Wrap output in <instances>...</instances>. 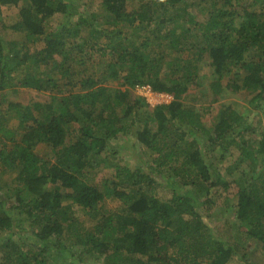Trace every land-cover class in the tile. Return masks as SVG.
Listing matches in <instances>:
<instances>
[{
	"label": "trees",
	"instance_id": "trees-1",
	"mask_svg": "<svg viewBox=\"0 0 264 264\" xmlns=\"http://www.w3.org/2000/svg\"><path fill=\"white\" fill-rule=\"evenodd\" d=\"M191 1L0 0V93L49 94L0 104V264H264V0ZM243 92L252 118L210 105ZM126 136L150 171L110 161Z\"/></svg>",
	"mask_w": 264,
	"mask_h": 264
},
{
	"label": "rangeland",
	"instance_id": "rangeland-1",
	"mask_svg": "<svg viewBox=\"0 0 264 264\" xmlns=\"http://www.w3.org/2000/svg\"><path fill=\"white\" fill-rule=\"evenodd\" d=\"M82 3H87V0H81L80 2ZM192 1L189 0L188 4L191 5V7L188 9L189 11H192V14L195 16V21L196 22H201L205 19V16H203L202 14H206L207 12V8L205 9L204 4H199L196 7L192 6ZM17 14V10L16 9H7V8H3L2 9V16L3 19H5L6 24L11 25L15 20V16ZM62 20L61 16L58 18H55V22H60ZM53 21V22H54ZM1 31V28H0ZM4 34V33H3ZM7 39L10 41H21V38H19V36L13 32H9ZM40 45H37L35 47V49H40ZM113 88H120L118 82L112 84ZM133 94L138 96V97H142L145 99V101L151 106H155L161 103H165L170 101V98L164 97V96H159L156 93H147L144 90H139L136 89L133 91ZM193 94L195 97L186 98L185 102H191L196 104L197 106L200 105V103H197L195 100L196 99H200V96L198 94L197 90H192L190 91V95ZM250 98V96L248 94H246L245 92L243 93H239L237 95H229V96H225L224 98H221V100L216 103V104H210L213 107L216 108H220V106H223V104H228L231 105L233 108L242 111L245 113V117L247 118H252L251 115L247 110V101ZM49 102V94L47 93H42V92H37L34 90H30V89H23V88H14L11 90H6L4 92L0 93V104L2 105L1 109H5L8 103H16V104H21L23 106H44L46 103ZM202 103L204 105L206 101H202ZM214 112V111H213ZM211 113V116L208 115L207 118L210 117L213 118ZM208 122V121H207ZM209 124V122H208ZM10 125H15L13 123H11ZM129 143H133L130 136H126L124 138H122V140L120 141L119 146H124V149H121L118 151V153L116 155H114V157L110 158V161L114 162L115 164H118L119 166H128L130 168H132V170L138 166H141L142 169L144 171H150L148 170L150 168V161L151 158L142 150L140 149V147L135 144V146H132L133 148L129 147ZM131 145V144H130ZM130 148L129 150H127V148ZM38 155L42 158H45L48 155V152L46 150V148L44 147H40L38 150ZM132 153H135L132 154ZM134 155V156H133ZM228 159V157H227ZM226 159V160H227ZM225 160V161H226ZM225 161H223L221 164H218L217 162L214 161V163H216L219 166V169H223V167L225 166ZM114 173V170L110 169V168H104L101 166V168H98L96 170V173L94 174L95 176V181L96 182H100L102 179H108L111 177V175ZM92 179V177H91ZM13 180V176L6 174L5 172H1L0 174V181L4 182L5 184H11ZM16 186V185H15ZM45 189L50 190L51 187L48 185L46 186ZM153 193L159 197L160 199L163 198H168L169 195L168 193L162 189V187L156 186L154 185V189H153ZM118 203L112 201V200H107V202L105 201V208L107 210L110 211H114L117 209L118 207ZM14 241H16V238H13ZM240 257L239 256H234L232 258V260L229 262V264H241L240 262ZM49 263H51L50 258L48 257ZM99 261H95L93 259H85L83 260L81 263H77V264H99Z\"/></svg>",
	"mask_w": 264,
	"mask_h": 264
},
{
	"label": "built area",
	"instance_id": "built-area-1",
	"mask_svg": "<svg viewBox=\"0 0 264 264\" xmlns=\"http://www.w3.org/2000/svg\"><path fill=\"white\" fill-rule=\"evenodd\" d=\"M139 90H144L147 93H151L148 88H139ZM159 96H162V95H159Z\"/></svg>",
	"mask_w": 264,
	"mask_h": 264
},
{
	"label": "crops",
	"instance_id": "crops-1",
	"mask_svg": "<svg viewBox=\"0 0 264 264\" xmlns=\"http://www.w3.org/2000/svg\"><path fill=\"white\" fill-rule=\"evenodd\" d=\"M2 31V30H1Z\"/></svg>",
	"mask_w": 264,
	"mask_h": 264
}]
</instances>
